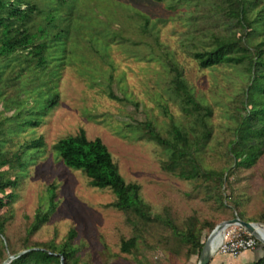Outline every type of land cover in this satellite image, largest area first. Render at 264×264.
Masks as SVG:
<instances>
[{"label":"rangeland","instance_id":"obj_1","mask_svg":"<svg viewBox=\"0 0 264 264\" xmlns=\"http://www.w3.org/2000/svg\"><path fill=\"white\" fill-rule=\"evenodd\" d=\"M37 4L39 9L48 10L44 3ZM68 4L60 10L54 7L62 16L69 10L73 28L70 35L66 33L69 51L62 66L52 68L54 75L50 69L42 73V68H36L37 89L28 85L29 79L35 78L26 69L21 70L24 80L18 82L17 90L11 82L3 88L2 151L12 155L19 146L39 137H43L44 147L28 150L26 168L0 167L12 179L22 176L17 189L9 188L0 195L5 202L0 218L6 223L0 253L4 251L8 259L24 252L26 242L61 245L74 230L77 264H199L201 253L182 236L190 221L201 229L204 244L214 229L232 216L240 215L257 227L264 224V154L251 169L235 167L228 156L235 137L236 107L246 84L244 69L256 53L249 42L240 40L246 31L223 14V1L72 0ZM259 4L264 6V0ZM258 8L249 13L250 20H255ZM140 15L148 18L147 25ZM43 16L39 10L33 14L32 31L40 23L46 25ZM51 32L57 31L51 28ZM213 34L236 41V53L246 56L244 62L202 68L193 54L210 49ZM249 41L260 43L262 36ZM22 53L27 56L29 52ZM49 54V65L54 67L57 55L52 50ZM174 68L193 89L202 109H212L208 118L211 136L203 142L198 157L204 169L225 172L224 184L202 176L186 180L170 173L166 169L169 154L145 128L150 122L161 136L176 144L172 125L187 130L194 125L173 91ZM50 87L56 90L48 93ZM16 92H21L22 107L5 108V100L13 103ZM53 96L58 97L57 105L40 114L39 107ZM32 108L37 113L30 116L26 110ZM31 118L41 124L19 127ZM81 130L90 140L103 141L127 183L140 185L141 195L155 215L152 223L134 222L110 206L116 201L111 190L92 187L85 174L64 166L54 145ZM51 187L56 195L53 211ZM11 193L17 196L12 198ZM46 212L48 221L29 235L37 214ZM166 213L179 234L157 219ZM133 237L136 247L130 254L123 253L122 241ZM7 259L0 256V264ZM219 259L214 254L211 264H242L237 259Z\"/></svg>","mask_w":264,"mask_h":264},{"label":"trees","instance_id":"obj_2","mask_svg":"<svg viewBox=\"0 0 264 264\" xmlns=\"http://www.w3.org/2000/svg\"><path fill=\"white\" fill-rule=\"evenodd\" d=\"M36 4H35V2ZM159 2L165 0H156ZM224 6L222 12L230 21L235 20L236 25L242 31H246L240 40L249 42L250 47L255 50V59L249 67L245 68L246 78L245 88L239 95V103L236 107V125L235 137L229 144V158L234 161L235 167H244L251 169L264 154V6H260V0H222ZM263 1V0H261ZM37 2H42L47 11L39 9ZM72 0H0V99L2 98L7 82H11L16 89L18 82L23 80L21 70H28L33 80L28 81V85L37 89L38 73L36 68L50 69L54 75L52 68H60L68 57L67 41L69 38L66 33L71 34L72 25L70 21V12L62 16L59 11L54 9H62L68 6ZM39 6V7H38ZM255 6L257 9V17L254 21L250 20L249 13ZM39 10L46 21V25L42 23L36 26V30H31V20L33 14ZM141 16V15H140ZM148 24V18L141 16ZM64 24V28H61ZM71 25V26H70ZM51 28L57 31L56 34L51 32ZM251 28L248 32L247 29ZM213 46L208 50L195 52L194 58L200 63L202 68H213L219 65H240L244 62L246 56L236 53V41L231 40L227 35L213 34ZM262 36V41L257 44L250 43L252 37ZM42 40L36 44L38 40ZM248 39V40H247ZM239 40V41H240ZM247 40V41H246ZM52 50L57 55L58 64L54 67L49 65L50 54ZM29 52L25 56L22 52ZM34 65V67L32 66ZM177 71V75L173 78V91L181 100L182 111L186 116L192 119L193 127L187 130L178 125H172V131L178 138V143H173L170 139L161 136L150 122L145 123L148 129L149 137L160 145L169 154V163L166 169L186 180H191L202 176L207 179L215 180L218 184H224L225 172L209 171L204 169L199 161V154L204 141L211 136V128L208 118L211 117L212 109L207 107L202 109L198 104L193 89L189 87L182 78L181 72ZM57 76V74H56ZM26 81V80H25ZM37 87V88H36ZM4 88V89H3ZM55 87H50L48 93L53 92ZM28 92V89H25ZM56 90V89H55ZM16 98L13 103H9L10 99L5 100V108L11 109L16 106L19 110L23 102H21V92H16ZM47 93V94H48ZM111 98H115L111 94ZM57 98L46 99V102L39 107L40 114L57 105ZM239 106V107H238ZM30 116L36 114L35 109L26 110ZM245 112V116L242 115ZM23 114L21 112L18 116ZM40 121L33 118L27 119L20 124V128L25 126H39ZM3 123L0 122V135L3 134ZM44 147L43 137L26 142L19 146V149L12 155L5 154L0 144V167L10 165L12 168H26L28 165L25 155L28 150H39ZM54 150L60 157L64 166L73 170L81 171L90 179L92 187L104 190L109 189L116 197V201L110 206L131 216L136 223L147 225L154 220V213L149 204H147L142 195L140 185L137 183H127L120 173L118 165L115 163L108 147L100 138L90 140L85 131L81 130L78 134L69 136L59 140L54 145ZM233 167L228 168V171ZM22 176H16L12 179L8 176V172L0 169V195L7 189H17L20 185ZM50 208L55 209V191L51 187ZM15 198L17 195L11 193L9 195ZM5 206L4 199L0 197V208ZM241 218L242 216H232L231 218ZM49 213H38L34 222L30 226L29 235L34 234L40 229V226L48 221ZM157 219L166 222L171 228L180 233L179 229L173 225L169 214L164 216L158 215ZM250 222V221H249ZM5 219L0 218V236L5 237ZM200 230V231H199ZM197 229V225L190 221L188 232L182 234L185 241L192 245L201 253L204 242L201 239L202 231ZM77 234L74 230L69 231L68 240L64 244L56 245L54 242L48 243H30L24 245L25 251L31 250L25 255L12 261L9 264H77V250L74 249L72 241ZM29 240V239H28ZM27 240V241H28ZM1 243L3 241H0ZM137 239L135 237L129 240H123L121 251L130 254L136 247ZM264 249V244L258 243L257 247ZM3 261L7 259L5 252L0 253ZM222 258L219 260L222 262ZM229 258V257H227ZM231 259V258H229ZM252 264H264V256L259 257Z\"/></svg>","mask_w":264,"mask_h":264},{"label":"built area","instance_id":"obj_3","mask_svg":"<svg viewBox=\"0 0 264 264\" xmlns=\"http://www.w3.org/2000/svg\"><path fill=\"white\" fill-rule=\"evenodd\" d=\"M257 229L261 238L264 239V227ZM259 242L260 240L245 228L240 225H231L225 229L214 254L238 259L243 253L254 250Z\"/></svg>","mask_w":264,"mask_h":264},{"label":"water","instance_id":"obj_4","mask_svg":"<svg viewBox=\"0 0 264 264\" xmlns=\"http://www.w3.org/2000/svg\"><path fill=\"white\" fill-rule=\"evenodd\" d=\"M231 225H240L241 227L245 228L251 235L258 238L262 244H264V239H262L259 234V231L257 229V224L252 223V222H247V221L242 220L241 218L236 217L234 219L221 223L214 229V231L211 233L208 240L204 244V247L201 251L200 258H199V264H211L214 258V253H215L214 249H212L211 242L215 239V237L219 233L224 232L225 229H227V227ZM30 251L31 250L24 251L14 256L10 255L7 261H5L3 264H9L12 261L18 259L19 257L25 255L26 253ZM62 264H64L63 259H62Z\"/></svg>","mask_w":264,"mask_h":264},{"label":"crops","instance_id":"obj_5","mask_svg":"<svg viewBox=\"0 0 264 264\" xmlns=\"http://www.w3.org/2000/svg\"><path fill=\"white\" fill-rule=\"evenodd\" d=\"M260 227H264V224H261ZM261 256H264V249L258 246L254 250L243 253L237 260H239V262H241L242 264H252Z\"/></svg>","mask_w":264,"mask_h":264},{"label":"bare ground","instance_id":"obj_6","mask_svg":"<svg viewBox=\"0 0 264 264\" xmlns=\"http://www.w3.org/2000/svg\"><path fill=\"white\" fill-rule=\"evenodd\" d=\"M258 226V225H257ZM260 227V226H259ZM258 228V227H257ZM223 233L224 232H221V233H219L216 237H215V239L218 237V240H220L221 239V237H222V235H223ZM221 236V237H220ZM214 239V240H215ZM214 240L211 242L212 244V249H214V251L216 250V248H217V246H218V243H219V241L217 242V243H214Z\"/></svg>","mask_w":264,"mask_h":264}]
</instances>
